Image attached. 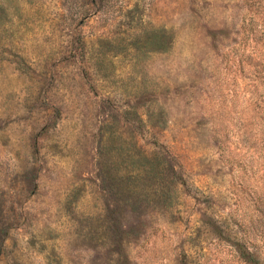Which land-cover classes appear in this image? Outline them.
Instances as JSON below:
<instances>
[{
	"label": "rangeland",
	"instance_id": "1",
	"mask_svg": "<svg viewBox=\"0 0 264 264\" xmlns=\"http://www.w3.org/2000/svg\"><path fill=\"white\" fill-rule=\"evenodd\" d=\"M0 264H264V0H0Z\"/></svg>",
	"mask_w": 264,
	"mask_h": 264
}]
</instances>
